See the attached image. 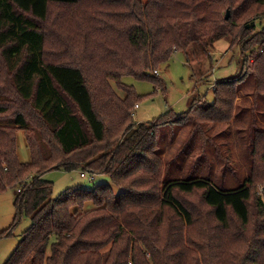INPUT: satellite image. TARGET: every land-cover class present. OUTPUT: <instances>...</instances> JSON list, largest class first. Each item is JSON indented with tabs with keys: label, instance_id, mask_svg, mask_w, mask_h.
Instances as JSON below:
<instances>
[{
	"label": "trees",
	"instance_id": "1",
	"mask_svg": "<svg viewBox=\"0 0 264 264\" xmlns=\"http://www.w3.org/2000/svg\"><path fill=\"white\" fill-rule=\"evenodd\" d=\"M263 17L264 0H0V193L33 183L15 199L14 226L30 227L3 264H264V128L252 124L249 172L233 190L197 167L173 178L157 142L191 125L193 150L205 124L235 118L246 82L264 100V28L249 25ZM224 38L245 57L213 84V103L134 121L143 97L124 78L161 85L153 70ZM80 169L110 184L56 196L44 179Z\"/></svg>",
	"mask_w": 264,
	"mask_h": 264
},
{
	"label": "rangeland",
	"instance_id": "2",
	"mask_svg": "<svg viewBox=\"0 0 264 264\" xmlns=\"http://www.w3.org/2000/svg\"><path fill=\"white\" fill-rule=\"evenodd\" d=\"M227 12L231 14L230 9H226L224 13ZM252 22L257 24L256 30L264 28V17ZM232 43L231 38H224L215 42L208 53L196 44L190 47L188 56L176 53L169 62L155 69L159 75L153 74L155 70L150 73V77L162 81L161 85H158L159 81L153 83L132 77L124 78L123 82L132 86L143 97L139 107L135 109L134 121L138 125L152 122L170 109L177 114L185 113L193 100H201L203 97L205 102L213 103V84L221 79L234 77L242 69L245 57L242 47ZM3 67L6 70L4 63ZM10 74L12 72L5 71L4 77ZM112 88L120 97H125L113 82ZM236 106L235 118L230 123L205 124L206 135L196 136L194 149L191 151L188 147L193 137L191 125L175 126L172 130L163 129L165 137H158L157 142L164 160L172 161L170 173L173 178L184 179L197 167L198 177L210 174L212 183L223 189L233 190L242 185L249 172L251 126L253 124L264 128V100H256L252 84L246 82L238 93ZM16 137L19 159L29 162L30 150L23 132L18 131ZM83 173L86 174L85 177ZM44 179L53 182L56 196L79 186L91 190L94 185L110 184L108 176L93 175L83 169L71 173L54 170L46 174ZM26 181L30 183L31 178L23 180L16 189L9 188L0 193V264L18 247L25 231L30 227V221L25 217L14 226L17 213L15 199L20 192L19 188L30 189ZM256 188L259 195L264 197V187L257 185ZM92 205L89 203L88 209L93 208Z\"/></svg>",
	"mask_w": 264,
	"mask_h": 264
},
{
	"label": "built area",
	"instance_id": "3",
	"mask_svg": "<svg viewBox=\"0 0 264 264\" xmlns=\"http://www.w3.org/2000/svg\"><path fill=\"white\" fill-rule=\"evenodd\" d=\"M153 74L154 75H159V72L156 70V71L153 72ZM136 107H139V105H137ZM85 176H86V174L83 173V177H85ZM31 184L32 183L30 182V183H27L26 185L29 186V188H31L32 187ZM19 191H20V189H19Z\"/></svg>",
	"mask_w": 264,
	"mask_h": 264
},
{
	"label": "water",
	"instance_id": "4",
	"mask_svg": "<svg viewBox=\"0 0 264 264\" xmlns=\"http://www.w3.org/2000/svg\"><path fill=\"white\" fill-rule=\"evenodd\" d=\"M229 17H230V13L227 12L226 19H229ZM254 25H255V22H252L250 26H254ZM250 26H247V27H250Z\"/></svg>",
	"mask_w": 264,
	"mask_h": 264
}]
</instances>
